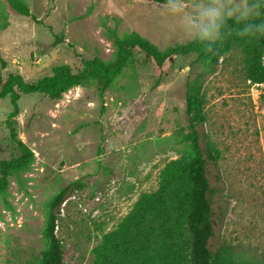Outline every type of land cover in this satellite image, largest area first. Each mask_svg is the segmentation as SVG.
<instances>
[{
  "label": "rangeland",
  "instance_id": "1",
  "mask_svg": "<svg viewBox=\"0 0 264 264\" xmlns=\"http://www.w3.org/2000/svg\"><path fill=\"white\" fill-rule=\"evenodd\" d=\"M23 1L33 16L0 0V54L6 61L0 58V85L10 72L36 81L59 64L78 71L84 59L113 60L108 27L121 36L138 33L161 50L193 40L157 0ZM255 2L264 6V0ZM246 55L233 48L207 75L206 120L198 125L201 141L210 139L218 150L217 161L207 165L210 246L223 249L226 264L264 262V82L246 78ZM195 58L175 55L161 71L136 48L134 64L104 91L89 78L60 97L21 93L12 121L34 158L9 175L0 194V264H37L48 245L50 199L76 180L84 186L67 194L56 232L64 264H95L93 250L103 235L142 193L157 189L166 163L187 146L186 86L204 66L191 65ZM11 109L9 95L0 97V160L20 153L6 123Z\"/></svg>",
  "mask_w": 264,
  "mask_h": 264
},
{
  "label": "trees",
  "instance_id": "2",
  "mask_svg": "<svg viewBox=\"0 0 264 264\" xmlns=\"http://www.w3.org/2000/svg\"><path fill=\"white\" fill-rule=\"evenodd\" d=\"M9 2L20 14L32 15L23 0ZM261 8L264 9V6ZM251 19L253 22L264 21V11ZM108 33L116 46V55L111 61L97 56L84 59L83 67L78 71L69 64H59L51 74L36 81H27L22 74L10 72L1 83L0 97L9 95L12 105L6 123L20 153L0 160V194L7 190L9 175L27 168L34 158L32 148L17 136L12 121V117L19 112L21 93L39 92L60 97L71 86L89 78L95 79L100 90L104 91L116 75L134 64L136 48L143 50L161 71L165 70L166 62L171 57L195 53L196 58L191 65L202 61L204 66L192 80H188L186 86L185 111L189 132L184 152L166 163L160 173L157 189L142 193L130 212L115 229L103 235L93 251L95 264H226L223 249H212L210 246L214 234L213 188L207 165L209 160L217 161L218 150L210 139L201 141L198 129V125L206 120L204 82L207 75L217 71L221 59L235 47L246 51V78L254 83L264 82V35L242 38L232 33L219 40L211 51H206L203 45L194 40L175 43L161 50L138 33L121 36L110 27ZM0 58L5 64L1 54ZM83 186L84 182L76 180L62 187L50 199L45 230L48 245L42 250L37 264H64V248L56 232L58 216L69 191ZM232 264L264 262L241 261Z\"/></svg>",
  "mask_w": 264,
  "mask_h": 264
},
{
  "label": "clouds",
  "instance_id": "3",
  "mask_svg": "<svg viewBox=\"0 0 264 264\" xmlns=\"http://www.w3.org/2000/svg\"><path fill=\"white\" fill-rule=\"evenodd\" d=\"M262 11L255 0H191L189 4L185 0H164L162 9L163 14L174 17L178 26L206 51L232 33L242 38L264 35V21L251 19Z\"/></svg>",
  "mask_w": 264,
  "mask_h": 264
}]
</instances>
